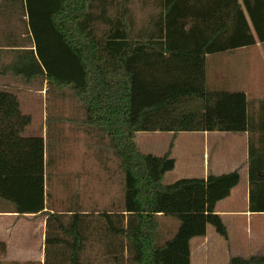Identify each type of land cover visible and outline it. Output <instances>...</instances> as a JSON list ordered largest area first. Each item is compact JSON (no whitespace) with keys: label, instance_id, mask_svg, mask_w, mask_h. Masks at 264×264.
<instances>
[{"label":"trees","instance_id":"trees-1","mask_svg":"<svg viewBox=\"0 0 264 264\" xmlns=\"http://www.w3.org/2000/svg\"><path fill=\"white\" fill-rule=\"evenodd\" d=\"M105 1L26 0L35 50L25 51V63L13 62L6 70L25 82L43 77L58 88L69 87L85 108L83 122L109 137L125 181L122 212L102 214L105 233L116 239L114 252H126L130 264H191V240L205 237L209 225L228 239L216 206L230 196L240 174L165 184L175 169L173 142L158 156L141 151L135 137L137 132L256 127L246 93L208 89L206 66L207 54L264 42V0H159L153 27L137 35L126 8L111 18ZM97 2L99 14L93 11ZM100 19L110 25L104 43L96 34ZM31 120L18 96L0 89V200L20 215H47L49 231L54 227L70 237L57 240L72 248L70 264H85L82 216L74 211L65 222L64 215L44 211L45 140L24 135ZM252 142L249 208L264 213V147ZM160 216L179 222L169 240H162ZM5 254L0 243V256ZM115 260L120 263L117 255ZM229 264H264V257H233Z\"/></svg>","mask_w":264,"mask_h":264},{"label":"crops","instance_id":"crops-1","mask_svg":"<svg viewBox=\"0 0 264 264\" xmlns=\"http://www.w3.org/2000/svg\"><path fill=\"white\" fill-rule=\"evenodd\" d=\"M263 44L264 42H257L254 45L225 51L231 54L232 58H235L230 76H219L217 72L218 77L212 82L213 69L210 76L208 72L206 75V83H214V86L211 85L212 90L243 91L246 93L250 102V113H254V123H256L254 129L250 131H184L178 133L155 131L154 133L166 132L170 135L169 142H167L168 146L157 152L146 151L161 156L173 142L171 156L175 158V169L166 174L165 184H172L180 179H206L211 174L220 176L235 171L240 174L239 184L232 189L229 197L217 203L216 206V212L222 217L227 227L228 239L225 240L220 237L215 228L209 225L205 237L191 240V264H193L194 259L193 245L197 243L202 246L207 239H212L220 244V247L226 241L228 254L232 258L264 257V213L251 212L249 208V144L250 141H253L254 147L258 146L259 149L264 147V77H262L261 71L257 70V72L250 74L247 69L245 70V60L251 58L249 54L253 55V53L264 51ZM29 50H35V41L29 26L26 0H0V54L6 51L13 52L16 54L14 62L17 61L22 64L26 60L25 51ZM213 54L215 53L207 54V62ZM11 62L5 65L8 66ZM257 74L260 75V79H257ZM42 81L44 82L45 79ZM8 87V85H4L0 89L9 91L10 88ZM28 126L24 131L25 135L36 136L27 133ZM139 134L141 132H137L136 137ZM172 134H176L173 141H171ZM184 140H187L188 143L183 144ZM138 148L140 149V147ZM75 206L77 207L75 209L55 212L54 209L49 208L46 200L44 211L49 214L64 215L63 221L65 222L70 220L69 218L74 214V211L82 216V222L85 225L83 234L85 240L80 254L81 260L83 254H99L101 256L104 254L99 250L101 248H105L106 253H108V249L113 250L111 253L114 255V250L118 248V246L115 247L116 239L108 236L103 230H96L92 225L91 213L81 210L79 205L75 204ZM107 213L118 214L121 212ZM86 225L88 229H86ZM59 238L70 240L69 236L65 237L62 232L55 230L54 227L50 231L48 230L47 215H20L14 212L11 204L1 200L0 243L6 245V254L0 256V264H70L72 248L58 243ZM95 242H99L100 248L97 247V250L93 252L92 247ZM214 248L217 251L210 250V254L208 253L210 255L209 261L213 264H219L221 263V253H218L216 247Z\"/></svg>","mask_w":264,"mask_h":264},{"label":"rangeland","instance_id":"rangeland-1","mask_svg":"<svg viewBox=\"0 0 264 264\" xmlns=\"http://www.w3.org/2000/svg\"><path fill=\"white\" fill-rule=\"evenodd\" d=\"M105 4L106 16L111 18L118 15V10L122 7L126 8V20L131 24L134 35L139 34L142 29L153 27L152 20L161 10L159 0H106ZM93 11L95 14L102 12L100 2H97ZM109 26L103 19L95 22L96 34L103 43ZM263 52L253 53V55L250 53L251 58L245 60V70L247 69L250 74L258 70L264 77ZM15 56L16 54L10 51L0 54V88L8 85L9 91L18 94L22 111L31 115L32 120L27 133L44 137L45 190L49 208L54 209L55 212H65L77 208L75 204L79 205L81 210L91 213L94 228L104 231L106 220L102 214L122 212L125 193L121 161L114 154L109 137L98 128L83 122L86 118L85 108L69 87L58 88L54 84L43 82V77L32 82H25L21 77L7 71L8 66L5 64L11 61L13 63L16 60ZM217 60L219 61L215 62ZM234 63L235 58H232L231 54L225 51L217 52L208 59L206 72L209 76L214 72V77L211 78L214 82L218 77L217 72L219 76H230ZM257 75V79H260V75ZM211 85L214 86V83H206V87L210 90L213 88ZM142 133L144 132L136 137V142L143 152H157L168 146L170 135L166 132ZM172 135L171 141L175 139L176 134ZM187 143V140L183 141V144ZM158 220L162 240L171 239L179 228V222L165 216H160ZM98 243L95 242L92 247L93 252L97 250V247L100 248ZM202 246L197 243L193 245V264H213L209 261V254L210 250L217 251L214 247L218 249V253H221L219 264H226L232 258L228 254L226 241L220 247V244L212 239H207ZM99 250L104 254L101 256L83 254L84 263L117 264L115 260L117 255L120 258L119 264H130L127 261L126 252L113 255L109 251L106 253L105 248Z\"/></svg>","mask_w":264,"mask_h":264}]
</instances>
